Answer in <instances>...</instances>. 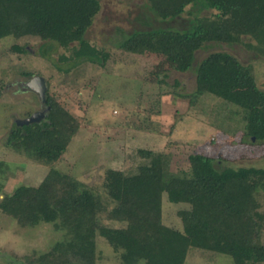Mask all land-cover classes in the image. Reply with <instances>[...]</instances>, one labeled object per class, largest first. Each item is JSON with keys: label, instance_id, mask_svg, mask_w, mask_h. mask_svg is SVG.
<instances>
[{"label": "rangeland", "instance_id": "obj_1", "mask_svg": "<svg viewBox=\"0 0 264 264\" xmlns=\"http://www.w3.org/2000/svg\"><path fill=\"white\" fill-rule=\"evenodd\" d=\"M97 2L84 39L107 53L103 64L81 61L72 65V49L78 42L55 46L48 59L40 54L45 43L37 36L0 39V200L18 185H39L54 169L82 182L99 199L101 225L122 227L124 223L108 217L115 202L105 188L106 171L134 174L140 165L158 157L166 179L252 187L260 216L255 218L257 241L264 245V115L215 94L213 86L202 91L196 82L198 63L222 51L250 65L257 87L264 90V53L255 49L256 41L240 35L232 44L207 43L195 52L189 68L166 50L120 44L136 29L189 28L194 16L213 17L214 9L187 6L181 16L160 22L149 11V0ZM37 74L46 79L49 96L77 121L67 147L50 164L7 143L15 119L46 106L35 92L23 87ZM188 208L186 203L169 202L163 193L162 222L182 229L178 213ZM66 237L53 223L21 225L0 210V264H28ZM95 244L96 264H121L120 251L99 234ZM73 261L69 255L63 264ZM185 264L234 262L226 254L190 248Z\"/></svg>", "mask_w": 264, "mask_h": 264}, {"label": "trees", "instance_id": "obj_2", "mask_svg": "<svg viewBox=\"0 0 264 264\" xmlns=\"http://www.w3.org/2000/svg\"><path fill=\"white\" fill-rule=\"evenodd\" d=\"M196 4L216 13L213 17L194 16L191 26L182 30L136 29L120 45L128 42L163 49L189 68L195 52L205 44L236 43L240 35L251 36L257 43L255 49L264 53V0H149L148 9L162 22L181 16L187 6ZM97 10V0H0V39L37 36L45 43L40 54L48 59L55 46L78 42L72 49V65L81 61L103 64L107 53H100L84 39ZM196 82L202 91L213 86L215 94L264 115V90L257 87L251 66L227 52H212L201 60L196 66ZM45 105L50 109L39 122H14L7 143L50 164L67 147L77 121L47 92ZM104 184L115 202L108 217L124 223L122 227L101 225L99 199L85 184L54 169L39 185H18L2 197L0 210L21 225L53 223L67 234L49 252L27 258L28 264H63L69 255L75 264H96V234L120 251L121 264H185L190 248L226 254L234 264L264 262V245L257 241L255 218L260 216L252 187L166 179L158 157L140 165L134 174L108 169ZM163 193L169 202L189 205L178 213L182 229L162 222Z\"/></svg>", "mask_w": 264, "mask_h": 264}, {"label": "water", "instance_id": "obj_3", "mask_svg": "<svg viewBox=\"0 0 264 264\" xmlns=\"http://www.w3.org/2000/svg\"><path fill=\"white\" fill-rule=\"evenodd\" d=\"M24 87L26 89H29L33 92H35L41 103L45 104L46 101V92H47V83H46V79L42 76V75H33L24 85ZM50 109V106H46L45 109L41 110V111H36L33 112L32 114H30L28 117L23 118V119H17L16 120V124L17 125H28L30 123L33 122H39L40 120H42L47 111Z\"/></svg>", "mask_w": 264, "mask_h": 264}, {"label": "flooded vegetation", "instance_id": "obj_4", "mask_svg": "<svg viewBox=\"0 0 264 264\" xmlns=\"http://www.w3.org/2000/svg\"><path fill=\"white\" fill-rule=\"evenodd\" d=\"M23 87H24V85H23ZM24 88H25V87H24ZM25 89H26V88H25ZM28 90H29V89H28ZM45 108H46V106H45ZM45 108H43V109H45ZM27 117H28V116H27ZM25 118H26V117H25ZM16 120H17V119H15V121H14L15 123H16Z\"/></svg>", "mask_w": 264, "mask_h": 264}]
</instances>
